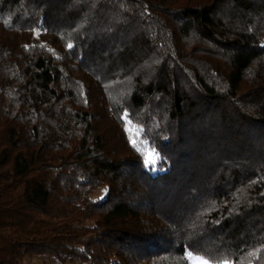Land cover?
<instances>
[{
    "label": "trees",
    "instance_id": "trees-1",
    "mask_svg": "<svg viewBox=\"0 0 264 264\" xmlns=\"http://www.w3.org/2000/svg\"><path fill=\"white\" fill-rule=\"evenodd\" d=\"M189 252L264 264V0H0V264Z\"/></svg>",
    "mask_w": 264,
    "mask_h": 264
},
{
    "label": "snow or ice",
    "instance_id": "snow-or-ice-1",
    "mask_svg": "<svg viewBox=\"0 0 264 264\" xmlns=\"http://www.w3.org/2000/svg\"><path fill=\"white\" fill-rule=\"evenodd\" d=\"M73 46H74V45L71 44V43L68 44V48H72ZM159 159H160V157H159L158 154H157L155 159H153V160H145V164H146V165H152L153 168H154L155 164L157 163V161H158ZM187 255H188L189 257H191V256H192V253L189 252V253H187ZM196 259H197V260H200L199 257H197ZM201 264H206V262L201 261ZM221 264H228V262L225 260V261H222Z\"/></svg>",
    "mask_w": 264,
    "mask_h": 264
},
{
    "label": "rangeland",
    "instance_id": "rangeland-1",
    "mask_svg": "<svg viewBox=\"0 0 264 264\" xmlns=\"http://www.w3.org/2000/svg\"><path fill=\"white\" fill-rule=\"evenodd\" d=\"M146 160H149V159L147 158ZM197 257L198 256H193V255L191 257H188L189 258V263L190 264H201V261L206 262L203 259H201L200 257H199L200 260H197L196 259ZM206 264H210V263L206 262Z\"/></svg>",
    "mask_w": 264,
    "mask_h": 264
}]
</instances>
